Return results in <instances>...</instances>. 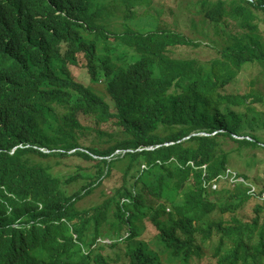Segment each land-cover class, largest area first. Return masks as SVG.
<instances>
[{"label": "trees", "instance_id": "obj_1", "mask_svg": "<svg viewBox=\"0 0 264 264\" xmlns=\"http://www.w3.org/2000/svg\"><path fill=\"white\" fill-rule=\"evenodd\" d=\"M172 2L221 49L150 0H0V264H264V161L222 172L264 150V92L235 89L264 81V0Z\"/></svg>", "mask_w": 264, "mask_h": 264}, {"label": "rangeland", "instance_id": "obj_2", "mask_svg": "<svg viewBox=\"0 0 264 264\" xmlns=\"http://www.w3.org/2000/svg\"><path fill=\"white\" fill-rule=\"evenodd\" d=\"M184 4H182V2L180 3V5L178 7H173V2L172 0H150V8H148V10L151 13H156V10H154V8H158V7H165L166 10L167 8H173L176 14V18L173 17L172 20L178 22V24H180V20L182 17H180L181 15L183 16L184 14H186L188 11H186V7L183 6ZM145 11V7L144 8H139L138 12L139 13H143ZM192 14L194 15V12L192 10ZM165 15L161 18L162 21H169L171 22V17L169 15V12L167 11L165 13ZM197 18L199 17V14L196 16ZM195 17V18H196ZM138 19V18H137ZM140 19V18H139ZM177 24V25H178ZM182 25V24H180ZM184 28H182L180 31L181 33H185L187 35V37H190L194 42L195 41H202L203 44H210L211 46L216 47L215 49L220 50L221 46L223 44L222 40L220 41V37L215 36V32H214V28L213 27H208L207 29H202V26H200L197 23V27H193V25H182ZM115 27V26H114ZM116 28V27H115ZM202 29V33H200ZM262 30L264 33V24H262ZM205 48L203 47H197L195 48V50L191 47L193 46H182L180 48L176 49L177 55H179L180 57H184L186 55H192V54H197L200 55L202 58H204L205 56H207V54H213V51L210 50V47ZM217 56V54H216ZM249 73V72H247ZM245 73V75H240L239 79L237 81V83L235 84V89H240L242 91H248L250 89L253 90H262L264 92V81L262 80V76L258 75L255 76V82L251 83L252 77ZM81 80H85L88 83V80L86 78H83L80 75ZM88 85H90V87L97 92L98 94H100L101 96H103L104 98H107V94H106V89H105V84L103 82H89ZM87 123L90 122L89 119L86 120ZM104 126V125H103ZM264 134V133H263ZM234 145L232 143L228 144V149H231ZM252 153H254V155H256V158L259 161H264V150L260 151V150H251V149H244L242 151V156L241 158H239L238 160V164L235 166H232L230 164L234 163V160L229 158V166L234 167V168H243L245 170V166L243 164H245V159L247 158V156H250ZM233 154V159L238 158L239 156L237 155L236 152L232 153ZM69 162V166H64V165H60L57 167H54V171H60L61 172V177L63 178V176L65 174H71V173H75L76 172V168H75V163L80 164L81 162L79 161H74V160H68ZM83 166L85 169H87L88 171H94L95 168L92 167L89 163L87 162H82ZM85 169H82L81 171H84ZM252 170H254V168H252ZM253 174V173H252ZM261 177H264V174L261 173ZM110 178V177H109ZM108 178V179H109ZM239 179V178H238ZM240 180V179H239ZM253 189V188H251ZM110 192V184H101L97 189H95V191L85 197L83 200L78 202V206L79 207H89L91 205H96L100 202L103 201L105 194H108ZM107 196V195H106ZM262 197L264 198V193L262 194ZM146 231L143 232V234H141L140 237H143L145 235ZM107 243H109V241H106ZM158 251V250H157ZM161 255V260L164 262H170L171 261V257L170 255H168L167 253H162L160 251H158ZM122 261H125V257L121 256ZM213 262V259L210 258V252L206 251V255L203 257V264H210ZM198 264H202V263H198Z\"/></svg>", "mask_w": 264, "mask_h": 264}, {"label": "bare ground", "instance_id": "obj_3", "mask_svg": "<svg viewBox=\"0 0 264 264\" xmlns=\"http://www.w3.org/2000/svg\"><path fill=\"white\" fill-rule=\"evenodd\" d=\"M100 82H102V81H100ZM44 152H47L48 150H46V149H42ZM192 163V162H191ZM193 165V164H192ZM222 172H228V173H231V177L233 176V175H237V171H236V168H234V167H231V166H227L226 167V169L224 170V171H222ZM238 178L240 179V180H242V178L240 177V176H238ZM238 179V180H239ZM213 185L211 186L212 188H214L215 187V183H212ZM251 188H253L254 189V187L252 186ZM253 189H251V190H253ZM110 243V242H109Z\"/></svg>", "mask_w": 264, "mask_h": 264}, {"label": "built area", "instance_id": "obj_4", "mask_svg": "<svg viewBox=\"0 0 264 264\" xmlns=\"http://www.w3.org/2000/svg\"><path fill=\"white\" fill-rule=\"evenodd\" d=\"M230 180L232 181V180H234V183H237V181H238V175H233L231 178H230ZM233 183V184H234Z\"/></svg>", "mask_w": 264, "mask_h": 264}, {"label": "clouds", "instance_id": "obj_5", "mask_svg": "<svg viewBox=\"0 0 264 264\" xmlns=\"http://www.w3.org/2000/svg\"><path fill=\"white\" fill-rule=\"evenodd\" d=\"M105 241H109V240H105Z\"/></svg>", "mask_w": 264, "mask_h": 264}]
</instances>
